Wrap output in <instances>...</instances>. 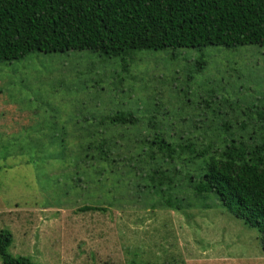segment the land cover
I'll return each instance as SVG.
<instances>
[{
  "label": "rangeland",
  "instance_id": "374dc122",
  "mask_svg": "<svg viewBox=\"0 0 264 264\" xmlns=\"http://www.w3.org/2000/svg\"><path fill=\"white\" fill-rule=\"evenodd\" d=\"M261 107L264 46L141 50L120 58L32 52L1 62L0 230L12 233L9 252L38 264H264L257 232L213 194L188 208L195 199L180 183L183 189L170 194L153 193L152 172L178 165L186 171L180 161L145 160L137 170L136 160L128 161L137 149L123 150L114 164L88 166L78 145V136L103 131L98 123L115 130L104 121L116 112L140 121L132 137L245 139L244 125L256 133L243 141L258 143L248 111ZM163 197L182 200L183 209L162 207Z\"/></svg>",
  "mask_w": 264,
  "mask_h": 264
},
{
  "label": "trees",
  "instance_id": "16d2710c",
  "mask_svg": "<svg viewBox=\"0 0 264 264\" xmlns=\"http://www.w3.org/2000/svg\"><path fill=\"white\" fill-rule=\"evenodd\" d=\"M247 45L264 46V0H0V63L32 52L88 50L120 58L141 50ZM248 113L257 127L258 143L243 141L256 133L244 125L241 130L249 134L245 139L239 133L230 139L219 134L212 141L197 135L203 139L200 144L195 136L140 131L132 137L129 131L140 121L130 112H116L104 121L115 130L98 123L97 128L103 126V131L78 136V145L88 166L114 164L122 161L123 150L137 149L136 157L128 160H136L137 170L145 160L152 164L180 161L186 171L178 165L166 174L158 169L152 172L153 193L158 189L170 194L175 187H184L195 199L188 208L197 198L213 194L225 211L257 232L264 253V107ZM148 126L153 127L151 123ZM126 186L124 183L122 188L127 190ZM159 203L171 210L184 207L182 200L170 197L160 198ZM82 211L105 212L106 208L84 206ZM12 239L9 230H0L1 264H38L12 255Z\"/></svg>",
  "mask_w": 264,
  "mask_h": 264
},
{
  "label": "crops",
  "instance_id": "0c3cea01",
  "mask_svg": "<svg viewBox=\"0 0 264 264\" xmlns=\"http://www.w3.org/2000/svg\"><path fill=\"white\" fill-rule=\"evenodd\" d=\"M179 259H180V258H179ZM181 260L183 261L184 264H186V260L184 261L182 258H181ZM188 262H189V260H188ZM227 263H228V261L225 262V264H227Z\"/></svg>",
  "mask_w": 264,
  "mask_h": 264
}]
</instances>
